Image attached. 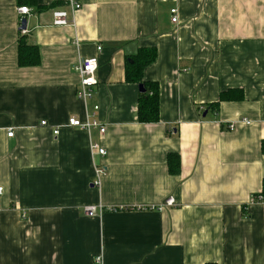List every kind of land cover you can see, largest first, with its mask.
I'll return each instance as SVG.
<instances>
[{
	"label": "crops",
	"instance_id": "0c3cea01",
	"mask_svg": "<svg viewBox=\"0 0 264 264\" xmlns=\"http://www.w3.org/2000/svg\"><path fill=\"white\" fill-rule=\"evenodd\" d=\"M37 1L23 32L19 0H0V264H264V204L250 202L264 181V0H80L65 26L64 0ZM21 35L38 65L19 64ZM142 47L157 49L143 79L159 85L158 122L138 120L126 80ZM95 55L85 103L76 65ZM236 88L243 99L209 108ZM89 114L105 133L69 125Z\"/></svg>",
	"mask_w": 264,
	"mask_h": 264
},
{
	"label": "trees",
	"instance_id": "16d2710c",
	"mask_svg": "<svg viewBox=\"0 0 264 264\" xmlns=\"http://www.w3.org/2000/svg\"><path fill=\"white\" fill-rule=\"evenodd\" d=\"M19 4L27 6H37L40 8L37 0H19ZM63 1H55L52 7H59ZM22 33V31H20ZM157 57V49L154 47H142L135 55L130 57L126 64V80L144 84L145 90L140 92L138 100V120L143 123L158 122L160 120V89L156 82L144 81V70ZM41 61L39 47L36 44L29 43L24 35H21L18 45V62L21 66H35ZM242 89H230L220 94L217 102L211 103L209 108L214 110L224 100L243 99ZM262 151L264 152V140L262 142ZM168 170L172 174L181 172L182 160L177 152H169L167 155ZM264 193V181H263ZM116 209V208H115ZM206 264H217L216 262H207Z\"/></svg>",
	"mask_w": 264,
	"mask_h": 264
},
{
	"label": "built area",
	"instance_id": "2783aa9c",
	"mask_svg": "<svg viewBox=\"0 0 264 264\" xmlns=\"http://www.w3.org/2000/svg\"><path fill=\"white\" fill-rule=\"evenodd\" d=\"M65 6L63 7H56L53 10V24L58 26H65V25H71L73 22H75V13L80 10L82 7V4L80 0H64ZM18 12L21 15V19L25 17L26 14H29L31 12V8L27 5H22L18 7ZM177 8L171 9L172 21L177 22ZM72 15V17L70 16ZM72 18V19H71ZM23 32H26V29L23 30ZM98 51L102 50V45H98L97 47ZM99 67V60L98 56H89L81 58L77 65L76 70L78 71L81 80L77 89V97L84 101L85 103L89 102L93 97L96 89V85L98 84L97 79V71ZM95 111L99 109V105H94ZM243 121L250 122L249 120L242 119ZM42 125H47V122L44 120L42 121ZM69 125L74 127H79L81 129H85L87 131H90L92 128H99L101 133L106 132V126L103 125L98 119L94 118L89 114L87 116V119L82 120L77 117H71L69 119ZM235 126L234 123H231L230 129H233ZM59 128L54 129L55 134H59ZM14 132L10 131L8 133L9 136H13ZM92 155H101L105 156L107 154V149L101 145L100 142H92L90 146ZM96 180L94 181V184L96 186H100L101 184V177L105 173L104 167L98 166L96 167ZM3 188L0 187V194L2 192ZM251 203H262L264 204V193L258 192L254 194L251 198ZM175 204L174 197H170L166 199L165 203L161 205V207L164 206H173ZM99 208L95 205H88L85 207V211L89 215H95L98 213ZM102 211V208L100 209V212ZM96 262L98 264H103L102 256L99 255L96 257Z\"/></svg>",
	"mask_w": 264,
	"mask_h": 264
},
{
	"label": "water",
	"instance_id": "95a60500",
	"mask_svg": "<svg viewBox=\"0 0 264 264\" xmlns=\"http://www.w3.org/2000/svg\"><path fill=\"white\" fill-rule=\"evenodd\" d=\"M27 24H28V19H27V17H23V18H22V21H21L20 29H22V30L27 29ZM140 90H141V91H144V90H145V87H144V84H143V83L140 84Z\"/></svg>",
	"mask_w": 264,
	"mask_h": 264
}]
</instances>
